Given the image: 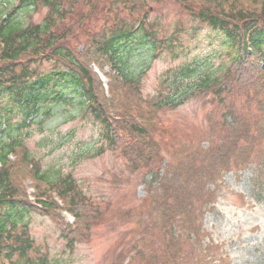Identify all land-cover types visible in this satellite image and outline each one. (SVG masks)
<instances>
[{"label": "trees", "instance_id": "obj_1", "mask_svg": "<svg viewBox=\"0 0 264 264\" xmlns=\"http://www.w3.org/2000/svg\"><path fill=\"white\" fill-rule=\"evenodd\" d=\"M139 1L145 0H119L117 3L128 6L129 13H132L136 9L142 11ZM176 1L199 22L222 35L221 46L229 62L224 76L218 74L197 79L185 98L212 93L213 99L221 103L223 94L238 92L246 96V112L254 100L258 110L264 112V0ZM244 1H249L256 10L245 9ZM74 2L73 5L84 6L88 3L85 0ZM69 5L67 0H0V264L4 261L17 264L15 256L25 264H47L43 256L38 257L37 262L29 257L34 247L27 224L22 219L30 212L52 214L63 223L65 230H62L61 237L71 246L77 242L72 239L76 238L73 229L87 228V224L100 215L97 207L87 213V205L82 199L76 200L69 176H59V172L51 169L42 170L38 161L28 154L21 139L20 130L39 113L42 120H46L57 107L67 105L75 110L76 115L97 123L107 148L119 149L132 163L133 169L140 168L137 161L144 163L143 168L152 165L149 183L153 189L149 209L143 214L147 218L144 229H158L165 249L171 250V255H179L183 241L195 244L196 234L201 232L200 220L223 175L230 172L231 162L241 160L244 163L250 159L254 142L264 139V120L260 117L246 120L234 112L232 115L224 112L225 120L217 124L223 137L216 139V132H210L198 144L193 139L178 146L165 144L163 149L168 150L175 164L169 161L161 166V171L154 172L157 164L154 162L158 160L153 152L159 149L153 140L156 124L148 121L145 125L139 124L125 106L121 113L114 115L111 107L131 102L132 97L139 99L138 76L122 74V56L142 47L157 55L169 45L165 40L157 39L145 10L132 23L122 21L90 36L87 49L74 53L69 45L63 44L66 34L60 33L56 24L57 20L71 13L67 11ZM44 8L46 15L40 23L30 21L32 12ZM44 61L54 64L50 70L40 72L37 65ZM92 63L101 69L109 66L113 71L110 97L104 94L101 82L90 66ZM188 68L186 65L185 69ZM174 90L171 94L158 93L148 99L150 111L147 114L151 119H154L155 110L174 107L170 105ZM14 108L22 117L15 123L16 129L7 117ZM227 115H230V121L226 120ZM123 134H128L132 142H140L148 150L123 140ZM203 140L206 141L204 145ZM102 151L103 147H99L96 152L102 154ZM9 154L15 156V161L9 160ZM19 168L37 184L44 182L52 187L69 204L67 211L76 219L73 226L60 217L61 208L49 197L48 191L38 186L35 202L28 198L20 185L24 177L17 173ZM141 242L137 241L134 246L138 248ZM142 256V251L137 250L136 258L140 260Z\"/></svg>", "mask_w": 264, "mask_h": 264}, {"label": "rangeland", "instance_id": "obj_2", "mask_svg": "<svg viewBox=\"0 0 264 264\" xmlns=\"http://www.w3.org/2000/svg\"><path fill=\"white\" fill-rule=\"evenodd\" d=\"M85 1L88 3L84 6L73 5L76 3L74 0H67L68 5L69 2L72 4L67 10L71 13L56 21L58 31L66 34L63 44L69 45L74 53L87 49L90 36L122 21L132 23L145 10L157 39L165 40L169 45L157 55L142 47L122 56V74L138 76L140 99H149L158 93L171 94L177 87L170 102L174 107L156 110L154 119L146 115L157 128L153 135V140L159 145L157 152H153L158 160L154 162L157 163L154 172L161 171V166L169 161L175 164L168 150L163 149L165 144L178 146L190 139L198 144L210 132H216V139L223 137L217 124L225 120L224 112L230 115L234 112L246 120L258 117L264 120V112L258 110L256 100L246 112V96L238 92L223 94L221 103L213 99L212 93L185 98L197 79L218 74L224 76L229 62L221 46L222 35L199 22L176 0L139 1L142 11L136 9L132 13H129L128 6L117 3L119 0ZM242 4L247 10H256L249 1ZM44 15L45 8L32 12L30 21L40 23ZM24 18L27 19L25 15ZM53 64L44 61L37 68L44 72ZM186 65L188 69H185ZM109 70L105 67L103 72L112 71ZM128 105L132 117L150 108L145 103L136 106L139 107L136 110L131 102ZM118 108L114 109L116 113L122 110ZM53 111L46 120H42L39 113L20 130L23 145L42 170L51 169L59 172V176H69L76 200L82 199L87 205V213L97 207L100 215L88 223L87 228L73 229L76 238L72 239L77 242L71 246L61 237L62 230H65L63 223L52 214L30 212L22 219L33 242L30 259L37 262L38 257L43 256L47 264H264V139L254 142L250 159L244 163L241 160L231 162L230 172L223 175L210 199L209 208L200 220L201 232L196 234L195 244L185 240L183 247L179 246V255H171L172 251L165 249L158 229H144L147 225L144 215L149 209L153 189L149 183L152 165L143 168L144 163L137 161L140 168L133 169L132 163L119 149L107 148L100 126L80 114L76 115L69 105ZM230 115H227V121H230ZM7 117L15 129V123L22 119L16 108ZM137 120L145 123L143 116ZM262 127L264 131L263 122ZM123 140L148 150L142 143L132 142L128 134H123ZM99 147H103L102 154L96 152ZM16 171L24 177L20 185L30 196L38 186L48 192L53 189L43 183L32 182L33 179L21 168ZM63 205L69 204L63 200ZM64 215L62 213L60 217L71 220ZM94 215L95 212L91 217ZM140 240L142 242L136 248L134 244ZM139 249L143 253L140 260L136 258ZM14 260L17 264H25L18 261L17 256Z\"/></svg>", "mask_w": 264, "mask_h": 264}]
</instances>
